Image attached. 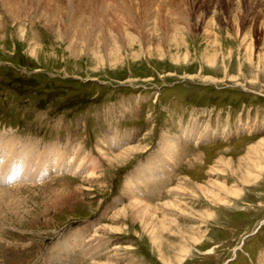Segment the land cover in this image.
Segmentation results:
<instances>
[{"label":"rangeland","instance_id":"rangeland-1","mask_svg":"<svg viewBox=\"0 0 264 264\" xmlns=\"http://www.w3.org/2000/svg\"><path fill=\"white\" fill-rule=\"evenodd\" d=\"M261 11L264 0H0V150L99 164L0 186V264H264ZM170 140L180 160L166 177ZM153 165L157 179L143 177ZM128 190L169 224L156 243Z\"/></svg>","mask_w":264,"mask_h":264},{"label":"bare ground","instance_id":"bare-ground-1","mask_svg":"<svg viewBox=\"0 0 264 264\" xmlns=\"http://www.w3.org/2000/svg\"><path fill=\"white\" fill-rule=\"evenodd\" d=\"M211 7L214 8V9H212L214 11L211 12V14L214 17L220 18L222 15L223 16L225 15V12H224V10L222 8V5L220 3L219 4L213 3V5ZM258 15H259L258 17H254L253 18V21L255 23L258 20H260L261 18L264 19V12H262V13L259 12ZM241 16H243V15H241L238 11H236L235 15H233V19L232 20H233V23H234V27L236 28L235 36L238 38V40L241 39L239 41H242L241 43L243 45V48L246 50V52L249 53V52H252L253 46H252V43L250 45L249 44L246 45L247 44V39L249 40V38L253 35L255 29H253V30L250 29L249 30L247 28V26H246L247 25V21L245 19H243ZM175 21H176L175 23H177V21L179 22V20H175ZM211 24H213V23H211ZM209 29H210V27H209ZM19 32H21V33L23 32L22 28L19 30ZM252 37H254V36H252ZM209 135L210 134L206 135L207 137L204 138V140H203L204 142L205 141H208V142L211 141L212 137L209 138ZM0 141L3 142V141H5V139H0ZM125 141H127V140H125ZM120 142L121 141H119L118 143H120ZM261 142L263 143L264 140H262ZM9 143H10V147H14V145H13L14 142L12 140L10 142L6 141V144H9ZM162 143L166 144V142H164V141ZM171 143H172V141L170 140V144ZM114 149H116V146H115ZM172 149H173L172 144L171 145H169V143H168V145L166 144V147H165L164 150H166V154L168 155V157H169L170 153L167 150H171L172 151ZM21 150L22 151H20V152H18V151L16 152V150H13V149H11V150H0V186L6 185V184L7 185L8 184L11 185V184H13L12 181L17 182L18 185H22V184H31L32 185V184H35V183L43 181L46 176L55 175V174L59 175L60 173H68V174L69 173H78V174H80V172H83L84 170H86V172H87L86 174H89V173L93 174L94 171L99 168V164H97L95 159L89 160V162L87 163L86 166H83V164H80V163L71 164L72 162H68V161H67V165L64 164L63 162H60V160H62V159L57 157V156H59V150H60V148L58 149V147H55V149L52 148V149L48 150V152H49L48 154H50V159L49 160L47 159V162H43V161H41V158H37V156H36L37 152L35 153L34 148H32L29 145L23 146V148H21ZM131 150L127 149L122 154L115 155L113 158H111V159L109 158L108 160L111 161V162H114V161L115 162H119V161H124L125 162L127 160L126 157L128 155H130L131 152H133V150L132 151ZM260 152L261 151H259V150L255 151V153L257 155H261ZM46 155H47V153H46ZM169 160L171 161V165L172 166L170 167V171H169V173H167V176L165 174L166 177H168L172 173V170L175 168L174 166L176 165V161H178L180 159L177 158V160H176V156L174 155V156H170ZM82 163H84V162H82ZM157 164L158 165H166V162H161V163L158 162ZM158 165H153V167H151V168L149 167L148 171L143 173L145 176H143V175L142 176L146 177L148 172L151 171L152 174L151 173L149 174L150 178L157 179L156 174H159V172L158 171H154V170H155V168L158 167ZM50 170H51V172H50V175H49V171ZM137 173H139V172H137ZM150 178H146L145 182L150 180ZM158 178H160V176ZM161 181H162V179H161ZM158 185L159 186H163V184H158ZM14 186H16V185L14 184ZM132 189H133V187H131V190ZM5 192H7V191H5ZM170 192H172V191H170ZM6 194L7 193H4V191H0V206L3 204L4 201H5V203H7V199L8 198H11V196L8 197V198L5 197ZM127 194L130 195V197L132 199V205L130 206V209H128V210L131 211L130 216H132V218H133L132 220L139 221L143 225L144 229L151 233L150 235H151V239L153 240L152 242L156 243V241L160 239V237L158 236L160 234V233H158L159 230L163 229V230H168L169 231V228L167 227V225H169V224L165 225L163 223V224L160 225L158 223L159 219L156 218L155 215H154L156 213V211L154 210L155 207L153 208L150 205L151 201H148L147 198H145V201H144V200H142L140 198H137V195H136L137 193L135 194L133 192V194L135 195V198H134V195L132 194V192L130 190L127 191ZM148 197H150V196L148 195ZM16 200H18V199H16ZM11 205H13V204H11ZM8 207H10V206H8ZM11 208H12V206H11ZM172 208L177 210L178 206L175 204V202H166L163 205V207L159 208V209L160 210H164V209H172ZM179 208H180V206H179ZM132 210H133V212H132ZM13 212L15 213L16 211H13ZM163 212H165V211H163ZM124 214L125 213H123L122 215H124ZM125 216H126V214H125ZM173 222H174V220H173ZM160 223H162V222H160ZM114 230H117V229L114 228ZM86 231L88 232L87 229H86ZM168 234H169V232H168Z\"/></svg>","mask_w":264,"mask_h":264},{"label":"crops","instance_id":"crops-1","mask_svg":"<svg viewBox=\"0 0 264 264\" xmlns=\"http://www.w3.org/2000/svg\"><path fill=\"white\" fill-rule=\"evenodd\" d=\"M84 231H85V233H87L86 229Z\"/></svg>","mask_w":264,"mask_h":264}]
</instances>
